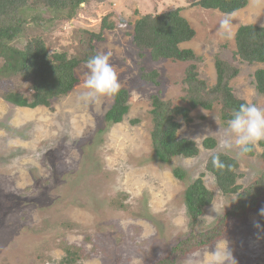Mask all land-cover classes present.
I'll list each match as a JSON object with an SVG mask.
<instances>
[{
    "label": "rangeland",
    "instance_id": "rangeland-1",
    "mask_svg": "<svg viewBox=\"0 0 264 264\" xmlns=\"http://www.w3.org/2000/svg\"><path fill=\"white\" fill-rule=\"evenodd\" d=\"M195 1L93 0L68 21L49 22L50 14L42 8L25 11L27 23L14 44L21 46L27 37L42 33L52 49L70 54L79 46L73 39L76 28L98 31L101 18L109 13L114 28L103 30L104 40L94 42V49L110 54L120 88L129 90V109L118 123L104 120L113 98H84L86 63L74 70L79 81L50 107L14 106L0 98V264H67V250L74 253L75 264H154L190 232L212 227L234 202L235 194L222 193L214 176L205 171L211 152L236 158L238 184L247 185L262 171L258 142L252 156L235 146H220L228 129L217 105L191 109L190 121L176 115L181 123L178 136L196 142V156L162 162L152 151L150 95L159 92L162 99L177 103L186 87L181 79L187 64L154 61L148 50L139 55L131 37L134 22L146 13L182 7L180 15L195 36L180 46L203 57L198 70L208 84L215 82L216 56L233 61L238 26H264V0H247L231 14L192 5ZM36 13L41 18L34 22L30 17ZM226 15L232 21L228 36L220 28ZM233 63L239 67L230 81L236 95L264 108V95L252 83L254 70L264 62ZM151 70L157 71L158 84L142 77ZM207 136L216 140L213 149L202 145ZM174 166L184 171V178L173 175ZM201 173L213 199L191 226L184 191ZM261 209L264 194L243 220L226 226L216 240L181 255L174 264H209L211 251L225 240L237 264H264Z\"/></svg>",
    "mask_w": 264,
    "mask_h": 264
},
{
    "label": "trees",
    "instance_id": "trees-1",
    "mask_svg": "<svg viewBox=\"0 0 264 264\" xmlns=\"http://www.w3.org/2000/svg\"><path fill=\"white\" fill-rule=\"evenodd\" d=\"M92 1L0 0V84L4 83L0 85V98L14 106L50 107L52 100L67 94L73 88L79 81L75 68L97 53L94 42L104 40L103 30L114 28V22L108 18L109 13L101 18L98 31L86 27L76 28L73 39L79 46L72 54L65 50L52 49L42 33L27 37L21 46L14 44L13 40L24 31L27 23L24 13L29 9L46 10L50 14L46 18L49 22L56 19L68 21L77 15L82 6ZM246 4L247 0H196L192 3L207 9H217L224 14H231ZM181 9L182 7H175L143 14L134 22L131 34L132 43L138 49L139 55L142 56L143 51L148 50L154 61L170 59L187 64L184 78L181 79L186 87L182 88L183 94L177 103L171 98L162 99L159 92L150 95L152 151L162 162H171L176 157H192L199 153V147L193 139L178 136L181 123L176 120V115L190 121L191 109L202 107L209 110L217 105L221 121L227 124L233 112L241 104L248 103L236 95L230 83L239 72L238 65L233 62L248 65L264 62V26L242 24L234 34L235 48L231 53L233 61L216 56L215 82L208 84L200 77L198 70L203 57L190 48L180 46L195 36L194 28L180 15ZM30 18L37 22L41 16L36 13ZM142 77L158 84L156 70L144 72ZM252 83L256 91L264 95V67L254 70ZM128 97L129 90L120 88L118 94L112 96L113 102L105 112L104 120L120 122L129 109ZM258 144L262 148L260 157L264 162V140ZM202 145L206 149H213L216 140L207 136L202 140ZM253 147L250 145L249 151L244 154L252 156ZM214 155H218L220 161L226 165L223 169L213 166ZM237 169L238 161L227 153L215 151L207 156L205 171L214 176L222 193H234L235 200L212 227L199 233L190 232L154 264H174L181 255L216 240L226 226L243 220L251 206L264 194V168L247 185L237 183L241 174ZM172 173L176 178H184V171L178 166L172 168ZM202 176L203 173L192 180L184 191V203L191 226L202 215L204 206L209 205L213 199V192L206 187ZM67 255V264H75L74 253L67 250Z\"/></svg>",
    "mask_w": 264,
    "mask_h": 264
},
{
    "label": "clouds",
    "instance_id": "clouds-1",
    "mask_svg": "<svg viewBox=\"0 0 264 264\" xmlns=\"http://www.w3.org/2000/svg\"><path fill=\"white\" fill-rule=\"evenodd\" d=\"M231 24V18L227 15L220 21V28L225 36L230 35ZM109 60L110 54L104 52L96 53L87 60L88 76L85 86L88 91L84 93L85 99L118 94L121 85ZM227 129V136L220 141V146L228 150L235 146L241 153L249 151L250 145L264 140V108L252 103L241 104L228 120ZM212 163L214 167L221 169L226 166L218 155L212 157ZM261 215H264V209H261ZM209 264H237L226 240L223 244L218 243L215 250L211 251Z\"/></svg>",
    "mask_w": 264,
    "mask_h": 264
}]
</instances>
